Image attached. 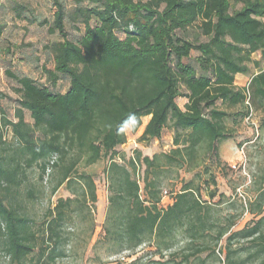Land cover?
Returning a JSON list of instances; mask_svg holds the SVG:
<instances>
[{
  "label": "trees",
  "instance_id": "trees-1",
  "mask_svg": "<svg viewBox=\"0 0 264 264\" xmlns=\"http://www.w3.org/2000/svg\"><path fill=\"white\" fill-rule=\"evenodd\" d=\"M51 2L50 22L15 5L18 14L29 13V24L58 40L44 46L39 67L50 87L7 72L19 85L16 120L3 116L18 152L0 156V243L10 262L19 264L34 249V264L66 257L68 223L89 219L93 233L96 186L78 166L107 157L103 237L95 246L102 242L120 254L151 245L160 260L181 252L178 264L207 251L218 263L264 264V178L254 198L231 214L232 202L218 193L206 164H221L217 145L228 136L227 109L255 103L264 130V0H73L70 13L61 0ZM67 22L79 33L74 41ZM254 54L260 60H252ZM248 64L261 69L239 88L235 76L247 75ZM62 77L68 89L59 93L53 87ZM6 98L0 93V101ZM179 98L186 100L183 109ZM145 117L138 142L159 140L171 124L173 147L151 157L136 149L126 159L117 150L126 143L125 129L136 133ZM36 163L42 173L57 169L51 193L64 185L72 195L57 198L47 210L41 242L28 216L5 202L25 168ZM181 172L192 177L179 178ZM168 181L180 188L166 191L170 202L163 206L161 189ZM244 212L251 220L233 230Z\"/></svg>",
  "mask_w": 264,
  "mask_h": 264
},
{
  "label": "rangeland",
  "instance_id": "rangeland-1",
  "mask_svg": "<svg viewBox=\"0 0 264 264\" xmlns=\"http://www.w3.org/2000/svg\"><path fill=\"white\" fill-rule=\"evenodd\" d=\"M64 3L65 10L70 13L74 9L73 0H61ZM25 6L35 17L52 20L54 8L51 0H0V93L7 96L0 101V132L2 141L0 144V156L9 158L18 152V143L13 138L9 127L4 125L3 116L9 120L15 121L14 114L17 108L16 100L18 94L16 90L19 85L14 82L7 72L27 76L39 84L50 87L46 78L41 73L39 67L43 64L46 55L44 46L58 40L57 36L49 35L46 28H40L28 23L29 13L18 14L15 5ZM239 7V5L237 6ZM95 23L94 21L92 22ZM68 38L72 41L78 37L79 33L73 30L71 23H66ZM80 32H83L80 26ZM260 60L258 54L252 56V60ZM264 66V60H260V67ZM249 72L247 75H237L234 80L235 86L245 88L248 85L250 77L260 69H255L248 64ZM68 89V80L65 77L60 78L53 90L64 93ZM184 99H177V105L183 109ZM219 109H225L220 103H217ZM245 107L248 110V116L245 117ZM230 117L225 119V126L228 136L217 145V153L221 164L216 166L209 161L206 162L211 172L216 177L218 193L229 197L231 214H239L241 206H246L251 201L264 178V130L260 128V122L263 114L254 105L249 102L240 109L239 107L227 109ZM241 114L242 116H238ZM24 119L27 123L32 121L27 112H24ZM149 117L142 119V126L136 132L132 133L130 128L125 129L126 143L117 150L124 154L127 159L133 150H140L143 156L151 157L153 154L168 152L173 147V129L168 124L164 129L159 140H152L149 143H139L138 138L141 135L144 126ZM108 163V158H102L96 164L90 167L78 166L79 172H86L91 175L96 186V204L93 213L94 230L90 233L89 219L85 222L77 220L74 223H68L65 226V234L69 241L65 244L66 257L58 259L54 264H178L182 258V253L178 252L174 258L164 257L160 260L154 255V248L151 245L141 246L132 253L115 254L114 248L108 244L95 243L103 237V222L107 207V190L104 179V168ZM142 172L139 170L138 181L142 187ZM191 174L181 172L179 178L189 180ZM57 169L48 168L45 173L39 166V163L25 168L24 174L20 176L21 183L17 188H13L7 194L6 203L16 207L19 214L26 215L30 219L31 227L36 232L39 242L42 241V227L44 217L48 209L53 208L56 199L59 197H72L63 185L56 192L52 188L56 182ZM180 188L178 181H168L162 186V191L176 193ZM4 194L0 189V195ZM168 196L162 198L163 206L169 203ZM228 207L224 203L221 208L225 214ZM252 216L244 212L243 216L237 222L233 230L241 229ZM180 241V240H178ZM220 248V245L217 249ZM216 249V252H217ZM208 251L192 257L188 264H223L218 263L213 258L206 257ZM38 257L37 249L28 255L19 264H34ZM169 260L168 262H166ZM0 264L11 263L7 254L3 251L0 243Z\"/></svg>",
  "mask_w": 264,
  "mask_h": 264
},
{
  "label": "built area",
  "instance_id": "built-area-1",
  "mask_svg": "<svg viewBox=\"0 0 264 264\" xmlns=\"http://www.w3.org/2000/svg\"><path fill=\"white\" fill-rule=\"evenodd\" d=\"M167 196H168L167 192H166V191H163V193H162V198H165V197H167Z\"/></svg>",
  "mask_w": 264,
  "mask_h": 264
},
{
  "label": "crops",
  "instance_id": "crops-1",
  "mask_svg": "<svg viewBox=\"0 0 264 264\" xmlns=\"http://www.w3.org/2000/svg\"><path fill=\"white\" fill-rule=\"evenodd\" d=\"M257 60H258V59H257ZM256 73H257V72H256ZM256 73H255V74H256ZM255 74H254V75H255ZM238 75H240V74H238ZM236 76H237V75H236ZM236 76H235V77H236ZM252 76H253V75H252ZM250 78H251V77H250ZM184 100H185V99H184ZM185 101H186V100H185ZM185 103H186V102H184V104H185ZM184 104H183V105H184Z\"/></svg>",
  "mask_w": 264,
  "mask_h": 264
}]
</instances>
